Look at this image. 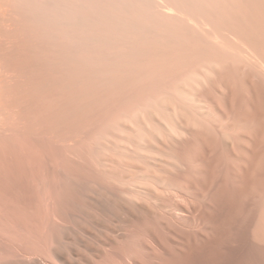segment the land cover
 Instances as JSON below:
<instances>
[{
  "label": "bare ground",
  "instance_id": "1",
  "mask_svg": "<svg viewBox=\"0 0 264 264\" xmlns=\"http://www.w3.org/2000/svg\"><path fill=\"white\" fill-rule=\"evenodd\" d=\"M86 258L264 264V0H0V264Z\"/></svg>",
  "mask_w": 264,
  "mask_h": 264
},
{
  "label": "rangeland",
  "instance_id": "2",
  "mask_svg": "<svg viewBox=\"0 0 264 264\" xmlns=\"http://www.w3.org/2000/svg\"><path fill=\"white\" fill-rule=\"evenodd\" d=\"M84 258V257H83ZM75 261H77V262H75ZM80 261V262H79ZM89 261H90V259H83V260H74L73 262H74V264H91V262L89 263ZM87 262V263H86Z\"/></svg>",
  "mask_w": 264,
  "mask_h": 264
}]
</instances>
